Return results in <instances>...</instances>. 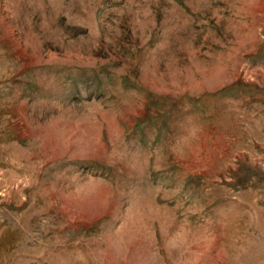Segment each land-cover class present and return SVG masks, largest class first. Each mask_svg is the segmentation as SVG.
I'll return each mask as SVG.
<instances>
[{
  "label": "rangeland",
  "instance_id": "obj_1",
  "mask_svg": "<svg viewBox=\"0 0 264 264\" xmlns=\"http://www.w3.org/2000/svg\"><path fill=\"white\" fill-rule=\"evenodd\" d=\"M0 264H264V0H0Z\"/></svg>",
  "mask_w": 264,
  "mask_h": 264
}]
</instances>
